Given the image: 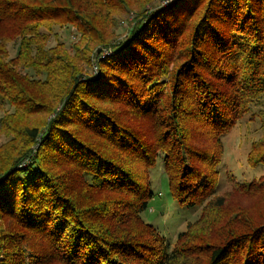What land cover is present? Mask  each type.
Instances as JSON below:
<instances>
[{"label":"trees","instance_id":"1","mask_svg":"<svg viewBox=\"0 0 264 264\" xmlns=\"http://www.w3.org/2000/svg\"><path fill=\"white\" fill-rule=\"evenodd\" d=\"M163 1L0 0V264H264V175L217 194L264 99V0ZM160 157L200 207L172 248L142 218Z\"/></svg>","mask_w":264,"mask_h":264},{"label":"rangeland","instance_id":"2","mask_svg":"<svg viewBox=\"0 0 264 264\" xmlns=\"http://www.w3.org/2000/svg\"><path fill=\"white\" fill-rule=\"evenodd\" d=\"M171 1H163V5H168ZM155 5H158V3ZM125 20V23H120V32L124 31L125 26L131 21V17H127ZM68 37H70L68 31L62 32L61 40L66 42ZM71 39L73 40V37ZM9 49L11 52L14 50L12 45ZM94 71L96 70H89L90 73H94ZM263 139L264 99L260 104L253 105L250 112L239 121L237 127L223 137L225 153L220 165L217 194L230 190L231 186L228 185L230 174L236 176L237 181L240 183L258 180L264 175L263 165L252 168L248 164V155L252 144ZM149 175L151 191L154 196L149 201L147 210L142 213V218L146 223L153 225L172 248L178 234L186 229L187 222L197 218L200 207L189 208L173 198L161 157L158 159L156 166L150 170Z\"/></svg>","mask_w":264,"mask_h":264}]
</instances>
